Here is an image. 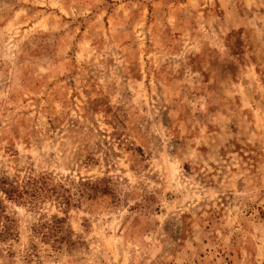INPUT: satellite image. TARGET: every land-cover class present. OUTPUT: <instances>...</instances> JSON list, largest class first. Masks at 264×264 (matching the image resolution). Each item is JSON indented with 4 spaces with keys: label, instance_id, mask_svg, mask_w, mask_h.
<instances>
[{
    "label": "rangeland",
    "instance_id": "rangeland-1",
    "mask_svg": "<svg viewBox=\"0 0 264 264\" xmlns=\"http://www.w3.org/2000/svg\"><path fill=\"white\" fill-rule=\"evenodd\" d=\"M0 264H264V0H0Z\"/></svg>",
    "mask_w": 264,
    "mask_h": 264
},
{
    "label": "trees",
    "instance_id": "trees-1",
    "mask_svg": "<svg viewBox=\"0 0 264 264\" xmlns=\"http://www.w3.org/2000/svg\"><path fill=\"white\" fill-rule=\"evenodd\" d=\"M3 191H4L5 195L8 197L9 200H13L14 199L13 197H14V195H15L17 190H15V189H12V190L4 189Z\"/></svg>",
    "mask_w": 264,
    "mask_h": 264
}]
</instances>
